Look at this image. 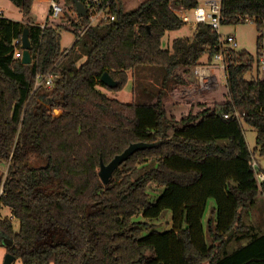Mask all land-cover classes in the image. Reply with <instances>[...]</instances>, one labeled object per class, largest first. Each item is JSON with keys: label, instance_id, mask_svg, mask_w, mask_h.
<instances>
[{"label": "trees", "instance_id": "obj_1", "mask_svg": "<svg viewBox=\"0 0 264 264\" xmlns=\"http://www.w3.org/2000/svg\"><path fill=\"white\" fill-rule=\"evenodd\" d=\"M10 1L23 18L0 15V161L8 162L0 209L11 213L0 212V234L13 240L6 251L23 264H264V229L243 221L264 196L252 166L255 152L264 154V76L256 54L221 48L206 23L163 47L165 33L185 25L170 6L193 8L197 0H144L130 10L124 0H101L115 19L88 27L72 0H58V24L44 27L27 19L34 0ZM221 14L222 24L255 23L258 50L264 0H221ZM60 26L76 37L68 49ZM25 27L28 64L14 57ZM219 50L226 98L170 110L165 87L189 83L201 55L210 62ZM157 66L150 101L125 103L97 88L108 72L117 85L101 84L122 89L131 71L133 90L148 92L143 74ZM46 73L56 76L48 103L41 88L33 91L36 75ZM243 123L256 130L252 150ZM139 141L157 143L134 151L103 183L100 159L107 164ZM164 209L170 228H151Z\"/></svg>", "mask_w": 264, "mask_h": 264}, {"label": "rangeland", "instance_id": "obj_2", "mask_svg": "<svg viewBox=\"0 0 264 264\" xmlns=\"http://www.w3.org/2000/svg\"><path fill=\"white\" fill-rule=\"evenodd\" d=\"M144 0H124V8L126 10L134 9L137 7L140 2ZM0 9L3 12V16L9 19L13 20H21L23 18V13L20 10L18 6L13 4L10 0H0ZM48 10V2L46 0H34L31 9L29 11V14L27 15V19L31 20L35 24H41L45 21H47L46 13ZM49 24H58V22L54 20H50L48 22ZM193 31V28L190 27V25H183L182 27L167 31L165 35L162 38V46L163 47H170L171 41L173 38L178 36H189L191 32ZM59 32L61 34V47L62 49H68L74 40L76 39L75 35L67 30L65 27L60 26ZM263 34H264V26H263ZM220 34L224 38L227 35H233L236 38L237 41V47L236 49H246L251 54L255 55L257 51V36H258V30L256 28L255 23L251 21H246L238 24H232V23H225L220 27ZM261 41H264V37ZM197 65H200L202 67L207 66L211 73L216 77L218 85L215 89L211 88L209 89H201L200 85L197 82V78L194 80V76L190 73H192L191 68L188 73L189 83L173 86V84L169 85V87H165V90H167V97H166V105L170 110L173 112L181 113L183 111H186L190 102L194 100H205V102H208L209 105H211L214 102L217 101H223L226 98V83H225V75L224 71L220 68V65H218V62L212 61L208 62L207 60V54L204 53L201 55L199 59V63ZM196 66V65H195ZM162 72L161 67H152L148 68L146 72L143 74L144 79L148 85V92H143L141 89L133 90L132 87V72L128 71L129 79L125 86L122 89L114 90L106 87L105 85L99 83L97 84V88L107 94V96L111 98H115L119 101L130 103L133 101V99L137 102L141 101H150L153 97L154 92V86H157L159 81L158 79H155V77L158 75V73ZM250 75V74H249ZM247 75V77H249ZM260 76H264V71H260ZM213 89V90H212ZM212 90V91H211ZM45 89H40L39 93L45 92ZM134 91V92H133ZM43 101L45 103H48L53 97L47 95H44ZM47 98L49 99L47 101ZM173 102V103H172ZM55 114H58V110L53 111ZM243 129H244V136L248 143L249 148L252 150L256 146V130L243 123ZM256 163L258 164L261 171L264 172V154H260L258 151L255 152V155H253ZM8 162L7 161H0V184L2 183V180L4 178L6 169H7ZM149 188L153 185V183L149 184ZM151 187V188H153ZM150 188V189H151ZM149 192L152 194L155 191L150 190ZM214 206V200L209 199L207 203V207L204 214V219L208 218L210 215V211L212 207ZM2 216L10 217V210L7 211L4 207L0 210ZM141 218L139 216L137 219ZM13 225L15 229L18 227V221L14 218H12ZM243 221L246 224L257 226L261 229H264V196L260 195L257 198L256 204L248 209L245 210L243 214ZM171 226V211L170 209H164L161 213V215L157 219H153L151 223V228L155 230H163L170 228ZM150 229V228H149ZM149 229L145 230V233L149 231ZM244 243V241H242ZM7 254L6 247L2 243V238L0 234V264H3L5 255ZM10 264H23L20 258H14ZM53 264V263H49Z\"/></svg>", "mask_w": 264, "mask_h": 264}, {"label": "built area", "instance_id": "obj_3", "mask_svg": "<svg viewBox=\"0 0 264 264\" xmlns=\"http://www.w3.org/2000/svg\"><path fill=\"white\" fill-rule=\"evenodd\" d=\"M48 2V10L46 13L47 21L40 24L44 27L46 22L59 18L62 13V5L58 0H46ZM85 15L83 17L88 18L86 27L89 25L97 24L101 21H109L115 19V14L110 12V5L108 2L102 3L101 0H85ZM197 6L193 8H186L183 5H171V10L180 18V20L187 25H190L193 29L199 23H206L210 26L212 31L219 35V45L222 47H237L236 38L233 35H227L224 38L220 34V27L222 24L221 14V0H197ZM75 15L76 12L74 11ZM3 14L0 9V15ZM77 16V15H76ZM78 17V16H77ZM14 44H18L21 48V40L15 39ZM22 56V48H16L14 51V57ZM256 58L260 71H264V41L259 45L256 52ZM214 61L218 62L220 68L224 70L223 54L222 50H219L213 56ZM192 75L197 78V82L201 89L214 88L218 83L216 77L211 73L208 68L196 65L192 69ZM55 75L52 73L37 74L34 81L33 91L41 89H50L53 85ZM237 114V113H236ZM227 116V114H224ZM252 166L255 169L256 178L258 182L264 180V172L260 170L255 159L252 160ZM3 193L2 183L0 185V195Z\"/></svg>", "mask_w": 264, "mask_h": 264}, {"label": "water", "instance_id": "obj_4", "mask_svg": "<svg viewBox=\"0 0 264 264\" xmlns=\"http://www.w3.org/2000/svg\"><path fill=\"white\" fill-rule=\"evenodd\" d=\"M75 12L78 17H83L85 15V7L84 4L80 0H72ZM21 48H22V56L21 62L24 64H28L31 62V44L28 37V28L25 27L22 32L21 37ZM100 81L103 82L108 87H115L117 85V81L111 77L108 72H104L101 77ZM42 95H39V98L42 99ZM160 141V140H158ZM157 142H133L130 143L121 153L116 154L107 164H104L102 159H100V165L98 169V174L100 179L103 183H107L112 175L114 169L120 165L123 161L127 159L129 155H131L134 151L138 149H144L147 147H153L156 145ZM2 243L5 246H11L13 244V240L9 237L3 236ZM14 259V255L10 252H7L4 258L3 264H10V262Z\"/></svg>", "mask_w": 264, "mask_h": 264}, {"label": "crops", "instance_id": "obj_5", "mask_svg": "<svg viewBox=\"0 0 264 264\" xmlns=\"http://www.w3.org/2000/svg\"><path fill=\"white\" fill-rule=\"evenodd\" d=\"M41 24H42V23H41ZM39 25H40V24H39ZM191 33H192V32H191ZM205 66H206V65H205ZM206 67H207V66H206ZM208 70H209V68H208ZM190 74H192V73H190ZM193 78H194V80H195V77H193ZM188 79H189V78H188ZM189 80H190V79H189ZM217 85H218V84H217ZM217 85H216V86H217ZM216 86H215L213 89H215ZM213 89H212V90H213ZM212 90H211V91H212ZM42 94H43L42 99H44L43 97H44V95H47V91H45V92H43V93H39V95H42ZM52 99H53V98H52ZM48 100H49V99L47 98V101H48ZM196 100H197V99H196ZM198 100H199V99H198ZM200 101H205V100H202V99H201ZM172 103H173V102H172ZM0 185H1V184H0ZM2 208H3V207H1V209H2ZM4 208H5L7 211H9V208H7V207H5V206H4ZM1 209H0V210H1ZM10 216H11V214H10ZM1 238H3V236H1ZM5 247H6V246H5Z\"/></svg>", "mask_w": 264, "mask_h": 264}]
</instances>
